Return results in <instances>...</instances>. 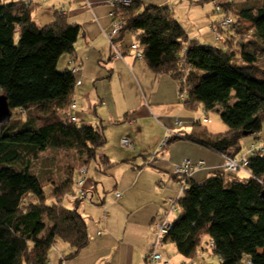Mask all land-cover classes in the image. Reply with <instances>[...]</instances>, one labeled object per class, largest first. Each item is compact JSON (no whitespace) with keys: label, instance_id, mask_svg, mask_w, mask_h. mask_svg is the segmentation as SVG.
Listing matches in <instances>:
<instances>
[{"label":"trees","instance_id":"trees-1","mask_svg":"<svg viewBox=\"0 0 264 264\" xmlns=\"http://www.w3.org/2000/svg\"><path fill=\"white\" fill-rule=\"evenodd\" d=\"M209 1L223 2L217 15L233 21L228 29L213 23L221 48L190 40L166 7L132 0L129 7L112 10L122 24L118 39L135 36L142 53L138 59L156 76L178 83L183 106L216 112L229 127L213 133L198 121L190 132L171 135L161 151L185 140L227 156L229 150L240 152L245 138L254 137V143L262 136L264 0L199 2ZM40 2L45 3L0 0V97L7 99L12 113L0 135V264H51L58 240L72 250L67 259L78 255L90 241L78 211L80 172L86 168L87 174L98 159L108 168L115 166L108 157H98L108 143L103 121L93 126L83 124L82 117L79 123L69 119L82 81L78 84L70 64L65 70L58 65L64 55L75 57L83 30L60 12L53 23L38 25L33 14ZM48 151L73 155L60 181L49 170L46 175L34 170ZM248 171V177L223 171L202 183L189 181L164 245H175L187 261L208 254L218 264H240L243 258L244 264H264V153L250 158ZM66 198L73 209L62 205Z\"/></svg>","mask_w":264,"mask_h":264},{"label":"crops","instance_id":"crops-1","mask_svg":"<svg viewBox=\"0 0 264 264\" xmlns=\"http://www.w3.org/2000/svg\"><path fill=\"white\" fill-rule=\"evenodd\" d=\"M111 1L113 0H49L40 2L33 14L38 25L46 26L55 21L57 12L63 10L70 23L81 26L83 36L76 43L75 57L72 59L69 55H64L59 60L61 70L69 68L71 61L81 68L77 74V78L82 81L80 86L89 80L86 74L89 65L100 68L104 65L103 70L106 74L109 73L111 81L115 80L117 90H122V85L124 89L129 85L135 86L140 96L147 93L151 97L148 102L138 97L140 103L133 102L130 107L124 101L128 97L120 92L126 123L129 125L122 140L128 139L132 145L123 147L121 140L120 147L124 152L116 156L113 154L109 158L115 166L108 168L104 165L107 168L104 175L112 182L111 194L100 198L99 202L92 199L93 207L90 210L81 208L85 203L79 206L78 211L87 222L90 238L88 245L78 255L67 259L72 250L67 243L58 240L50 255L51 264H147V254L156 240L153 221L155 223L164 215L168 199L176 198L181 189V182L174 175L176 165L184 159L204 161L206 169L197 171L191 179L198 183L204 182L216 172L224 171V156L185 140L175 141L161 151V145L169 136L180 131L190 132L192 126L200 120H196L193 113L178 102L179 85L175 80L169 76H156L143 59L136 58L130 49L136 43L133 34H126L118 39L117 47L123 58L113 59L112 47L104 36L112 29V20L109 17L113 10ZM142 1L145 5L168 8L183 26L190 40L219 47L212 32L215 22L210 23L208 13L204 11L208 6L207 2ZM92 75L94 73L90 72L92 82L98 80L97 76ZM155 95L158 96L156 100ZM99 105V113L109 115L111 123H114L118 114L124 113H119L116 109L115 99L111 95L104 94L98 102ZM148 121L151 122L149 131ZM177 121H182L183 126L176 125ZM92 123L93 126L98 125L96 120ZM141 140L143 143L139 145ZM253 141L254 137L249 145ZM239 176L248 177L244 172ZM118 194H121L120 198H117ZM163 247L164 254L173 264L189 263L177 252L175 245L166 244Z\"/></svg>","mask_w":264,"mask_h":264},{"label":"rangeland","instance_id":"rangeland-1","mask_svg":"<svg viewBox=\"0 0 264 264\" xmlns=\"http://www.w3.org/2000/svg\"><path fill=\"white\" fill-rule=\"evenodd\" d=\"M207 3L206 5L208 6L204 8L205 9L204 11L208 13L209 20L211 21L210 23L212 22L216 23L220 21L222 19V15H217L216 13H214V6L211 1ZM62 15H66L65 12L62 13ZM216 41L217 42L215 43L217 44V46H219L220 48L223 47L221 41L218 40ZM89 66L87 67V71H86L89 80L85 81L84 85L75 88L74 99H76V102L79 106L78 110L76 111V114H78L79 117L83 118L84 121L83 124H93L92 122H94L95 120L98 123L100 122V120L104 121L103 125L106 128L105 135L107 137L108 143L103 149L99 150L98 157L104 155L108 158H111L113 154L116 156L124 152L123 149L120 147V142L122 138L125 137L123 135L125 133L126 127L129 126L126 123L125 107L120 100L121 97H119L120 92L125 93V96L128 97V99L124 98V101L125 104L130 107L132 106L133 102L140 103V101L137 99L138 97L142 99L144 102H148L151 97H149V95H147L146 92L145 93L147 96L146 95L142 96V94L140 96L139 92L136 91L135 86L129 85L124 89V86L122 85L121 88L122 90L120 89L117 90L115 80L111 81L109 73L106 74L107 72L103 70V68L105 67L104 65H102V68H100L97 65L96 66L89 65ZM59 69L61 70V65H59ZM90 72H93L94 75L92 76H97L96 78L98 80L96 81L93 80L92 82L91 78L89 77ZM100 77L103 79H100ZM157 87L160 86L158 85ZM104 94H106L107 96L111 95V97L115 99L116 102L115 107L119 111V113L124 112L121 115L119 114L117 115V117L114 119L115 120L114 123L113 122L111 123V117L109 115H107L106 113L105 114H102L101 112L99 113L98 108L100 107V105L98 106V102L100 99H102V96L104 97ZM154 98L156 100L158 96L155 95ZM178 102L181 103L180 98ZM95 110L100 119L95 117ZM191 113H193V116L196 120L201 121L204 117L209 118L211 122L205 124V126L208 128L209 131L213 133H223L229 130V127L222 122L220 116L216 112H207L204 109H199L197 111H191ZM147 127L149 131L151 129L150 121H148ZM261 135L264 136V125ZM259 140L260 141L264 140V137L259 138ZM251 141H252V137H247L243 140L241 147L242 149L240 151L241 154L245 153L246 150L250 147L249 143ZM142 143L143 142L141 140L138 144L140 145ZM72 157L73 155L70 152L66 153V151H58V152L48 151L41 156L40 160L37 163H35L34 170H36V172H39L43 175H46L48 173L47 170H49L51 172L50 175L54 177L56 180L60 181L63 179V177L66 174L67 166L73 162ZM44 161L46 165L43 164ZM106 169L107 168L103 165L101 160L98 159L96 162L94 161L91 163V165L89 166V173L83 176L85 180H84V185L82 186V190L84 193H87L88 195V200L86 201L85 205L81 207L84 210L86 209L90 210L93 207L89 199H94V202H99L100 198H106L111 194L113 187L111 188L112 185L111 180L110 179L108 180L107 178L108 176L104 175V171ZM79 176L80 175L78 174V177ZM62 205H64L66 208L69 209H73L74 207L72 200L70 198L64 199ZM168 208L169 205L166 204V209L168 210ZM177 216L178 213L176 215H173L171 217L172 220H174ZM245 260L246 259L243 258L240 264H244ZM188 264H218V259L214 257H209L208 254H203L201 257L196 258V260L189 261Z\"/></svg>","mask_w":264,"mask_h":264},{"label":"built area","instance_id":"built-area-1","mask_svg":"<svg viewBox=\"0 0 264 264\" xmlns=\"http://www.w3.org/2000/svg\"><path fill=\"white\" fill-rule=\"evenodd\" d=\"M43 2H47L49 0H42ZM231 2L233 0H230ZM221 5L223 2H214V7H215V12L216 14H219L221 12ZM132 0H113L111 1V6L115 8L116 6H131ZM65 11L61 10L60 13H64ZM109 17L112 20V29L108 33H105L104 36L110 43L112 50H113V59L114 60H120L123 58V54L119 51L116 40L120 36L121 30H122V24L118 20L117 15L115 11H112L109 13ZM233 24V21L230 17L225 16L223 14V18L218 21L217 25L221 29H228L231 28ZM215 33V36L217 39L221 38V34L217 32L216 30H213ZM131 51L135 53L136 58H141L142 53L139 49V46L137 43H134L130 47ZM71 65V70L73 73L78 74L80 71V67L76 65L75 62L70 63ZM78 84H81V80L78 81ZM178 94L180 98H184L181 95V89L178 87ZM70 110L73 111L74 113H69V119L72 122L79 123L81 121V118L76 114V111L78 110V105L76 102H74ZM201 122L203 124L210 123V119L207 117H204ZM179 127L183 126L182 121H177V124ZM264 136H261L260 138H263ZM169 138L161 145V147L165 146L168 142ZM131 141L128 139H123L122 140V146L123 147H131ZM264 153V140H259V138L250 145V147L246 150L245 153L241 154L240 152H237L236 150H229L228 155L224 156L225 158V164H224V171L228 172L232 175L239 176L241 172L246 173L248 176H250V173L248 171V165H249V160L251 157H255L257 155H260ZM156 155L152 159L155 158ZM202 169H206V164L204 161H193L190 159H184L181 161L179 164L176 165L175 170H174V175L180 180L181 182V189L180 192L178 193V196L176 198H169L167 201V204L169 205L168 210L166 209L164 215L154 223V228H155V233H156V240L152 247L150 248L149 253L147 254L146 261L147 264H173L172 261L163 255L161 252V249L164 246V239L165 237L169 234V232L172 229V216L176 215L178 213V201L185 192V190L188 188V183L191 181L192 177L197 171H200ZM87 169L83 168L80 172L81 178L78 182V194L77 198L80 199V203H84L86 199H88L87 193H84L82 190V186L84 185V180ZM118 198L121 197V194L117 195ZM106 215V213H105ZM186 264V263H184Z\"/></svg>","mask_w":264,"mask_h":264},{"label":"water","instance_id":"water-1","mask_svg":"<svg viewBox=\"0 0 264 264\" xmlns=\"http://www.w3.org/2000/svg\"><path fill=\"white\" fill-rule=\"evenodd\" d=\"M12 118L11 110L8 106L7 99L5 97H0V135L1 126L7 124Z\"/></svg>","mask_w":264,"mask_h":264}]
</instances>
